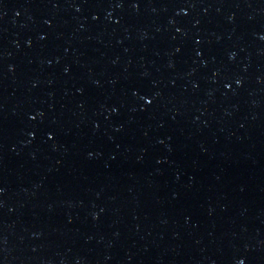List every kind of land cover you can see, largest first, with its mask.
Masks as SVG:
<instances>
[{"label":"water","instance_id":"water-1","mask_svg":"<svg viewBox=\"0 0 264 264\" xmlns=\"http://www.w3.org/2000/svg\"><path fill=\"white\" fill-rule=\"evenodd\" d=\"M0 264H264V0H0Z\"/></svg>","mask_w":264,"mask_h":264}]
</instances>
